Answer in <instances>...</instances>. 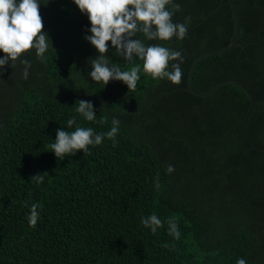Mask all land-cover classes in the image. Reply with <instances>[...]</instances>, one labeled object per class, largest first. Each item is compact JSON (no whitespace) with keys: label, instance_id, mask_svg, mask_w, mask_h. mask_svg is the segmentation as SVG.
Here are the masks:
<instances>
[{"label":"trees","instance_id":"16d2710c","mask_svg":"<svg viewBox=\"0 0 264 264\" xmlns=\"http://www.w3.org/2000/svg\"><path fill=\"white\" fill-rule=\"evenodd\" d=\"M192 84L237 79L264 147V0ZM229 0H0V264H264L245 90L186 89Z\"/></svg>","mask_w":264,"mask_h":264},{"label":"water","instance_id":"95a60500","mask_svg":"<svg viewBox=\"0 0 264 264\" xmlns=\"http://www.w3.org/2000/svg\"><path fill=\"white\" fill-rule=\"evenodd\" d=\"M230 3V7H231V11H232V16H233V30H232V34L230 36V39L228 41V43L220 48H216L213 50H209V51H205L201 54H199L197 57H195V59L190 63V66L187 70V74H186V89L196 95H206L210 92H212L216 87H218L219 85L223 84V83H232V84H236L241 86L245 92L247 93L248 97H249V104L247 106L246 112L243 116L242 122H241V130L242 133L244 134V136L247 138V140L251 143V145L254 148H259V149H264V147H259L253 140L252 138L248 135V133L245 130V122L250 114V111L254 105V96L252 91L241 81L237 80V79H225V80H221L217 83H215L212 87H210L209 89L205 90V91H197L192 84V75H193V71L194 68L196 66V64L203 58L206 56H210V55H214L217 53H221L231 47H233L234 45L237 44L238 41V35H239V15H238V11H237V6H236V2L235 0H229Z\"/></svg>","mask_w":264,"mask_h":264}]
</instances>
